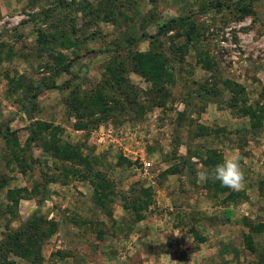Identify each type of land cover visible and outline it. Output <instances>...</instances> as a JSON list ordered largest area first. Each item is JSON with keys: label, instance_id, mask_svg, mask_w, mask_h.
<instances>
[{"label": "rangeland", "instance_id": "rangeland-1", "mask_svg": "<svg viewBox=\"0 0 264 264\" xmlns=\"http://www.w3.org/2000/svg\"><path fill=\"white\" fill-rule=\"evenodd\" d=\"M143 52L154 80L135 69ZM39 81L68 85L37 95L28 140L21 106ZM255 103L264 113V0H0V264H257L264 116L254 131L242 112ZM52 137L79 157H55ZM206 149L239 158L243 196L197 179ZM32 214L54 222L40 260L6 252ZM246 219L263 224L255 252Z\"/></svg>", "mask_w": 264, "mask_h": 264}, {"label": "trees", "instance_id": "trees-1", "mask_svg": "<svg viewBox=\"0 0 264 264\" xmlns=\"http://www.w3.org/2000/svg\"><path fill=\"white\" fill-rule=\"evenodd\" d=\"M187 16H182V17H171L165 20L159 27L164 26H170L173 22L178 21V22H186ZM149 35L146 33H141L139 36H130L125 39V46H129L133 44L134 42L143 39V38H148ZM137 63L135 69L137 72L143 76H149L150 79L154 80L157 66L153 64V62H158V59L153 56L150 52H143L137 54ZM161 63V62H160ZM69 64V63H68ZM67 65L63 67L62 70L68 71ZM68 85V81H64L60 85H56L54 83H47L44 81H39L37 82L32 90L30 91L29 95L25 99L24 103L21 106V110L23 114L25 115L26 119L28 120V125L26 127L28 131V140H33L35 136L37 135L36 129H40L41 123L38 121L32 120V110L35 107L36 103V98L37 95L47 89H60ZM189 94V93H188ZM75 100V99H74ZM243 114L248 117L249 120V128L251 130H258L261 128L263 121L262 118L264 116V113L261 110V107L258 106L257 103L255 105H247L243 107ZM198 128L202 129L205 128L201 125H198ZM188 131H190L188 129ZM12 132H1L0 131V137L5 138L7 135L11 134ZM197 135L200 134L199 132L196 133ZM51 141L47 144L48 148L52 150V154L63 160H74L75 158L79 157V152L77 149H75L72 144L64 141H57L53 140V137L50 139ZM223 159L221 155L215 150V149H206L204 152V157L201 159L200 163L203 168L211 169L213 168L217 163L222 162ZM186 163V162H185ZM184 163V164H185ZM2 183L0 182V186ZM205 185L206 187H210L213 191V194H223L225 201H235L238 197L243 196L242 191H233L227 187H222L219 181H214L212 179H207L205 180ZM97 189L94 188V191ZM7 196L8 198L10 195L12 196V190L8 189L7 191ZM15 194V193H14ZM137 202L139 203L138 206L132 205L128 207V209L132 210L134 213L133 219L134 220H139L141 219V213L144 208L147 207L149 204L146 199H140L136 198ZM42 218L39 217L36 219L35 215L32 214L28 218H26L22 225L21 228L18 230H14L10 234L6 236L5 240V246L7 247L6 252H11L13 254H17L18 256H34V251L35 255L34 258L36 260H40V255L38 253V246L40 245L41 241L43 238L47 237L52 230L54 229V222H49L48 224L44 223ZM36 220H39L36 221ZM43 224H45V228H43ZM244 226L247 228V232L243 235V242L245 243L246 248L249 249L250 252H255L256 249L254 245L252 244V234L258 233L262 228L263 224L261 223H252L249 220H244L243 221ZM7 244V245H6ZM16 247L15 249H13ZM257 264H264V252H259L257 256Z\"/></svg>", "mask_w": 264, "mask_h": 264}, {"label": "clouds", "instance_id": "clouds-1", "mask_svg": "<svg viewBox=\"0 0 264 264\" xmlns=\"http://www.w3.org/2000/svg\"><path fill=\"white\" fill-rule=\"evenodd\" d=\"M196 177L198 180L219 181L222 187H227L233 191L241 190L245 182L239 158L235 156L224 158L222 162L217 163L210 170L207 168L198 169Z\"/></svg>", "mask_w": 264, "mask_h": 264}]
</instances>
